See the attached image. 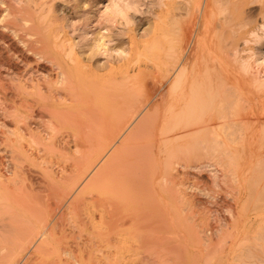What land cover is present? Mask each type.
<instances>
[{
  "label": "bare ground",
  "instance_id": "bare-ground-1",
  "mask_svg": "<svg viewBox=\"0 0 264 264\" xmlns=\"http://www.w3.org/2000/svg\"><path fill=\"white\" fill-rule=\"evenodd\" d=\"M158 1L99 64L55 0H0V264L36 232L45 264H264V0Z\"/></svg>",
  "mask_w": 264,
  "mask_h": 264
},
{
  "label": "rangeland",
  "instance_id": "rangeland-1",
  "mask_svg": "<svg viewBox=\"0 0 264 264\" xmlns=\"http://www.w3.org/2000/svg\"><path fill=\"white\" fill-rule=\"evenodd\" d=\"M79 1L80 0H55V2L53 3L52 10L53 12L56 10L54 13L57 14L58 16L64 15L62 21L64 22L63 24L66 30L69 32L71 39L75 43L78 41L82 42L81 47L80 45L75 46L77 50L81 48L83 51L88 53L90 51V44H92L93 41H97L98 43H100L98 48L95 47V49L97 48L98 51L97 54H95L96 56H94L93 58L99 64L103 62H110V60L112 59L111 57L113 58L115 57L116 59H118V58L126 57L127 53H128L127 56L133 55V52L135 51H131V50H136L138 45L148 40V36H149L148 31L150 30L149 27L150 25L152 26L153 24L152 22L156 20L154 16L157 10L155 9L159 7L157 3L159 2L158 0H94L96 4V6L93 8L94 16L95 15L97 16L99 14L102 15L101 13L104 10L105 5H110L111 10L113 11L112 14L113 20L115 21H111V22L105 21L104 23L98 24L92 27L91 29L81 30L80 27H77V29L72 30L70 28L71 23H78V18L82 15V13L74 14L75 9L72 8L76 4L80 5ZM77 10L79 11V8H77ZM153 10H155V12ZM97 21H98V16H97ZM68 26L69 28H67ZM83 33L86 34V37L84 39L81 36ZM260 44L261 41L258 44L257 43L254 44L256 48L255 50L257 51L261 50L263 54L262 56H258V57H263L264 46L260 47ZM84 45H87L88 47L85 46L86 48H83ZM145 58L144 56L143 58L141 56L142 60H145ZM111 63L114 68L124 67V65L120 67V60L118 62L112 61ZM130 65L132 67L136 66L135 63H132ZM67 152H71V151L68 150ZM68 164L69 163H62L61 166H63L64 170L69 171L70 167H68L69 166ZM27 183L28 182L25 181V184ZM52 215L53 212L51 214L50 213L48 214L47 222L50 225L53 224L54 215L53 216ZM37 226L41 228V223L36 222V225L34 226L38 231L39 228H37ZM35 236L37 237L35 238L38 242L40 239V237H38L39 236L38 232H36ZM36 243L32 247L28 248V250L26 251L25 255L27 256H25L23 264H29V263L45 264L47 261L49 263V261L52 259L50 257L53 255L52 249H50L51 247L50 246L48 248L45 247L46 249L43 252H39L38 249L35 248ZM35 250L37 251L38 254L35 252ZM27 257L29 258L27 259ZM33 260L34 262H32ZM43 261H45V263H43Z\"/></svg>",
  "mask_w": 264,
  "mask_h": 264
}]
</instances>
